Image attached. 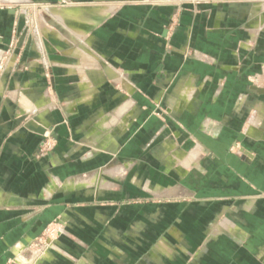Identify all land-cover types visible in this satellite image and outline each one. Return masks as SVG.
<instances>
[{"label":"crops","instance_id":"1","mask_svg":"<svg viewBox=\"0 0 264 264\" xmlns=\"http://www.w3.org/2000/svg\"><path fill=\"white\" fill-rule=\"evenodd\" d=\"M23 1L72 5L0 69V264H264V0ZM21 19L0 8V55Z\"/></svg>","mask_w":264,"mask_h":264},{"label":"rangeland","instance_id":"2","mask_svg":"<svg viewBox=\"0 0 264 264\" xmlns=\"http://www.w3.org/2000/svg\"><path fill=\"white\" fill-rule=\"evenodd\" d=\"M171 0H121L118 1V5L125 6V7H141L144 10L154 7H161L165 5H169ZM190 3L193 5L197 4V1L190 0ZM71 3H36L32 1H23V2H14V3H6L0 4V8L3 9H13L21 16L22 22V31L20 33L13 32L11 39L9 41L8 49L6 52H3L0 55V69L4 67L10 59H17L19 57V53H17L18 45L23 44H31L33 46L41 43H49L52 40V35L48 34L46 36H42L41 30L42 27H49V28H59L58 23L53 20V18L47 13L49 12L52 7H59V6H71ZM101 4H92L88 6H100ZM44 22V23H43ZM47 60V59H45ZM264 71H262L263 73ZM256 75L252 79V84L254 86H260V84L256 83L257 78L262 75ZM264 87V85H261ZM46 144L43 152L41 148H39V156L46 157L50 151L52 150V139L51 136H45L44 140L42 141ZM41 147V146H40ZM42 152V153H41ZM130 169L126 170V174H129ZM130 180L127 178L124 179V182L120 183V187L126 188L127 185L130 184ZM143 182V181H142ZM115 198V202H124L125 204H134V203H160L164 202L165 199L155 198L152 194H148L145 192L142 193L139 197H132L131 196H123ZM180 199L175 198L173 201H179ZM112 202V201H110ZM102 202H98L94 200L93 202L83 201V205L89 204H100ZM68 220L65 222H53L48 224L43 231L40 233L37 239L30 243L29 245H25L24 250H22V255L24 258L29 259L33 251H37L39 253L42 252H50L56 249L55 242L58 240L60 236L68 235L67 230ZM11 263L18 264L15 261V258L11 261ZM10 264V262H9Z\"/></svg>","mask_w":264,"mask_h":264},{"label":"built area","instance_id":"3","mask_svg":"<svg viewBox=\"0 0 264 264\" xmlns=\"http://www.w3.org/2000/svg\"><path fill=\"white\" fill-rule=\"evenodd\" d=\"M257 83H260L261 85H264V72L262 73V75L261 76H259L258 78H257ZM46 147V144L44 143V142H42L41 143V150H42V152H43V150H44V148ZM41 152V153H42Z\"/></svg>","mask_w":264,"mask_h":264},{"label":"water","instance_id":"4","mask_svg":"<svg viewBox=\"0 0 264 264\" xmlns=\"http://www.w3.org/2000/svg\"><path fill=\"white\" fill-rule=\"evenodd\" d=\"M262 91H263V93H264V89H262ZM36 131H37L38 133H40V134H43V133H44V129H42V128H38V129H36Z\"/></svg>","mask_w":264,"mask_h":264},{"label":"bare ground","instance_id":"5","mask_svg":"<svg viewBox=\"0 0 264 264\" xmlns=\"http://www.w3.org/2000/svg\"><path fill=\"white\" fill-rule=\"evenodd\" d=\"M97 10H99V8ZM73 11H74V13H81V12H83L82 9H76V10H73ZM261 87H263V86H261ZM259 88H260V86H259Z\"/></svg>","mask_w":264,"mask_h":264}]
</instances>
